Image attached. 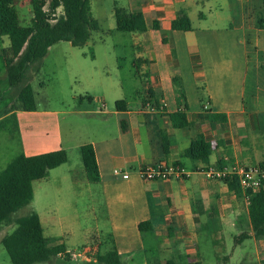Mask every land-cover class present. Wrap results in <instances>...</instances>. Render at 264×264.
<instances>
[{
  "label": "crops",
  "instance_id": "1",
  "mask_svg": "<svg viewBox=\"0 0 264 264\" xmlns=\"http://www.w3.org/2000/svg\"><path fill=\"white\" fill-rule=\"evenodd\" d=\"M28 1L17 0V4ZM92 1V16L100 28L112 30L103 36L115 38L113 47L118 58L122 56L120 46H128L132 66L144 77L143 91L135 103L125 101L122 109L97 113L94 122L84 124L89 132L86 137L79 139L80 134L71 129L67 144L59 127L44 126L46 120L50 122L48 110L37 106L33 111L9 109L0 119L14 115L11 120L18 129L20 152L25 155L60 148L68 154L71 149L79 151L83 143L93 145L99 181H88L82 162L76 175L93 190L99 189L107 224L101 236L112 237L122 264H162L158 256L148 261L147 254L164 250L172 253L168 259L174 264H201L197 235L209 226L213 227L211 242L217 247V264L230 262L235 248L220 253L222 231L227 230L230 237L233 232L252 235L247 198L229 191L222 180L205 178L198 169L220 162L221 166L264 165V28L257 25L264 0H124V4L115 0L130 12H140L146 21V30L128 34L116 31L115 21L101 23L92 12ZM179 11L190 18L191 30L171 28ZM152 22L159 27L153 28ZM38 67L34 62L27 68L28 83ZM174 76L181 78L184 111L191 127L175 128L169 117L183 109ZM156 100L162 108L142 109L144 103L154 104ZM207 112L223 113L227 119L212 121ZM96 130L99 132L94 133ZM197 132L212 144L207 163L182 154ZM43 133L45 136H41ZM158 161L178 162L190 173L183 179L144 180L139 169ZM67 163L69 154L65 163L50 169L47 175L50 171L58 173ZM114 168L121 173L115 175ZM124 172H128L127 178L122 177ZM145 220L151 221L152 230L140 232L138 224ZM245 240L250 247L237 255L239 261L234 264H264V237ZM101 241L89 247L101 253ZM243 241L235 243L240 246ZM163 242L168 244L166 248L161 247ZM192 253L197 255L195 261L190 260ZM140 256L144 258L139 262Z\"/></svg>",
  "mask_w": 264,
  "mask_h": 264
},
{
  "label": "rangeland",
  "instance_id": "2",
  "mask_svg": "<svg viewBox=\"0 0 264 264\" xmlns=\"http://www.w3.org/2000/svg\"><path fill=\"white\" fill-rule=\"evenodd\" d=\"M116 1L124 4V0ZM114 2L115 0L92 1V12L101 23L107 24L109 21H115L112 11ZM16 11L19 24L29 25L32 12L29 10L28 3L16 4ZM58 12L61 13V10ZM193 21L197 23L198 19L194 18ZM122 33L128 34L127 32ZM100 36L103 37V41L99 39ZM114 40L113 36H102L98 32H92L91 38L84 45L73 46L67 41H59L44 57L36 61L39 66L38 71L30 84L33 88L36 106L39 110L51 112L47 116L50 122L46 120L44 126L59 127L63 143L67 144L71 129L80 134L79 139H84L89 133L84 124L88 121L94 122L97 113H107L113 110L115 101L119 99L134 104L143 91L144 77L140 76L132 66V54L129 47L120 46L122 56L118 58L117 50L113 47ZM8 46V36L0 35V116L9 110L17 92V89L11 87L6 80L3 50ZM252 76L250 74V79ZM250 96L249 93L247 95L249 102ZM102 102L105 106H101ZM11 119H0V171L20 153L18 129L14 127ZM110 126L111 122L108 123V127ZM91 128L94 127L91 125ZM98 132L99 130H96L94 133ZM41 136H45V133ZM68 154L69 163L62 165L58 173L50 171L47 177L35 180L32 200L15 211L9 222L0 224V264H11L1 244L2 237L14 229L17 217L31 211L38 213L43 233L48 237L50 244L60 241L69 250L85 252L84 247L98 245L97 242L103 240L104 237L101 234L106 232L107 224L102 195L99 189L93 190L90 183L85 184L83 180H80V176L76 175L81 166L79 151L71 149ZM74 176L78 178L75 180ZM212 230L213 227L209 226L197 235L196 247L201 257V264H217L214 252L217 247L211 242ZM238 233L233 232V236L230 237L227 230L222 231L223 238L219 246L223 249L220 253L227 251L229 253L232 248H235V255L230 262H225V260L221 261V264L237 263L239 261L237 255L249 249L248 240H244L240 246L235 243L234 237ZM148 239L149 235L146 237V240ZM160 245L162 248L168 246L164 242ZM95 253L99 254L98 250ZM95 253L90 252L91 255ZM156 256L164 264L166 259L172 257V253L168 250L157 254L149 253L147 260L156 259ZM189 257L191 261H195L197 255L192 253ZM80 258L65 261L61 257H52L47 261L32 264L93 262ZM143 258L140 256L137 260L140 262Z\"/></svg>",
  "mask_w": 264,
  "mask_h": 264
},
{
  "label": "trees",
  "instance_id": "3",
  "mask_svg": "<svg viewBox=\"0 0 264 264\" xmlns=\"http://www.w3.org/2000/svg\"><path fill=\"white\" fill-rule=\"evenodd\" d=\"M16 4L17 0H0V35H6L9 38V46L3 50L6 80L11 87L17 89L9 109L10 111H33L36 109L35 96L26 75L29 65L44 57L49 47L59 41H67L73 46H82L91 38L92 32H98L103 36L110 34L112 30L100 28L91 14L90 0H29L32 18L27 26L19 24ZM46 4L47 8L44 9ZM58 8L61 9V13L56 16ZM113 14L116 31L137 32L147 28L146 21L140 12H130L116 2L113 5ZM257 25L264 28V10ZM152 27L158 28V23L152 22ZM192 27L190 18L182 11H179L171 22V28L174 30H191ZM162 40L166 41L165 38ZM251 83L252 78L250 79L249 75L248 84L251 85ZM173 84L179 100L183 101V109L169 114L172 125L175 128L191 127L193 124L187 119L184 111L186 100L181 78L174 76ZM125 103L124 99H119L114 105L116 109H122ZM154 104L157 106V100ZM207 117L212 121L227 119L223 113L207 112ZM10 118L14 119V115ZM121 128L124 130L122 125ZM164 149L166 150V146ZM211 152L210 141L205 139L202 133L197 132L182 154L190 159L207 163ZM79 154L88 181L98 182L99 170L93 145L81 144ZM67 159L66 150L60 148L34 155H25L20 152L9 161L0 171V224L9 222L15 211L32 200L35 180L46 177L50 169L65 163ZM259 165L263 164L259 163ZM216 166H221V162ZM222 181L229 191L237 196L244 195L248 201L247 211L252 235L241 232L235 236V242L239 243L251 236L264 237V178L262 186L255 191L243 190L235 175L226 176ZM15 223L14 229L1 239L11 264H32L47 261L52 257H61L65 261L71 260L63 242L49 243L48 237L43 233V226L37 212L31 211L19 216L15 219ZM138 229L140 232L152 230L151 221L140 222ZM103 239L101 243L103 251L99 254H96L91 247H84L89 248L88 255L95 257L94 262L86 264H122L112 237L108 235ZM91 249L94 255L90 254V252L93 253ZM165 264H174V261L167 259Z\"/></svg>",
  "mask_w": 264,
  "mask_h": 264
},
{
  "label": "built area",
  "instance_id": "4",
  "mask_svg": "<svg viewBox=\"0 0 264 264\" xmlns=\"http://www.w3.org/2000/svg\"><path fill=\"white\" fill-rule=\"evenodd\" d=\"M47 5V4H46ZM47 7L44 6V9ZM56 11V16L59 14L58 10ZM55 15V14H53ZM54 20V19H53ZM101 106H105V103L102 102ZM162 108V106H156L155 104H151L149 102L144 103L142 109H146L149 111H156ZM202 173V175L207 179H218L222 180L226 176L235 175L238 178L240 187L243 190L251 189L252 191L258 190L262 186V179L264 178V165H241V164H230V165H222V166H205L203 168L198 169ZM113 173L118 175L121 173V170L118 168L113 169ZM190 171L187 170L184 166L178 163H166L163 161H158L153 164H148L139 169V174L144 180L152 181L158 179H169V178H177L183 179L189 175ZM123 178L128 177V172H124L121 174ZM89 248H86L88 252ZM70 255V259H80L84 261H95V257H92L87 254L85 251H75V250H67ZM92 251V250H91Z\"/></svg>",
  "mask_w": 264,
  "mask_h": 264
}]
</instances>
